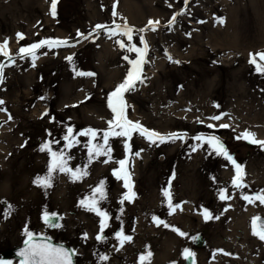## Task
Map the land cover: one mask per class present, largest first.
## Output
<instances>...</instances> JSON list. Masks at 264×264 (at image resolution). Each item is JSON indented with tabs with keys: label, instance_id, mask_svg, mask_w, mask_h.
Here are the masks:
<instances>
[{
	"label": "rangeland",
	"instance_id": "374dc122",
	"mask_svg": "<svg viewBox=\"0 0 264 264\" xmlns=\"http://www.w3.org/2000/svg\"><path fill=\"white\" fill-rule=\"evenodd\" d=\"M114 4L116 17L112 15ZM50 5L51 0H0V44L7 41L15 59L13 63L0 56V63L8 65L4 68V82L0 84V100L4 101L0 105V137L4 134L8 138L7 142L0 140L6 156L0 160V250L21 245L27 238L24 234L27 228L34 236L48 237L71 247L75 264H140L139 257L147 255L153 247H162L161 238L172 231L166 227L156 229L154 238H149V231L156 223L153 217L164 222L163 213L170 208L163 195L165 189L170 191L175 208L174 211L170 208L172 214L168 217L176 216L182 151L186 152L183 156L189 163L201 158L202 169H212L220 183L223 182L218 176L220 170L235 169L194 137H219L243 168L264 160V148L237 138L251 132L257 140H264V75L249 63L250 53L264 52V0H188L187 4L185 0H58L55 18L50 14ZM182 10L184 14L177 16L169 28L171 17ZM150 20L160 22L156 31L148 30ZM125 22L133 29L131 42L121 35L109 37L103 29L98 36L95 34L97 25L114 29L116 24L123 26ZM78 31L93 34L84 40L77 36ZM18 33L24 38L18 40ZM141 36L149 50L142 66L143 82L138 81L135 90L124 94L127 117L164 136L177 133L183 138L151 144L138 132L132 134L131 140L111 135L108 138L111 153L90 157L89 147L103 145V134L109 131L108 122L114 118L108 96L125 80L132 67L129 61L137 58L135 52L121 48L117 41L143 48ZM48 38L71 43L41 47L36 52L35 67L31 57L18 55L21 47ZM81 41L85 43L79 47ZM69 56L71 63L66 59ZM168 56L179 63L170 61ZM74 68L95 75L79 76ZM215 116L221 119H210ZM209 124L214 127L209 128ZM222 124L229 127L221 128ZM88 129L96 131L95 140L80 134ZM69 141H74L71 147ZM46 142H50L52 151L65 154L69 168L81 169L87 175L74 180L71 174L58 172L50 188L37 191L25 204L42 209L24 213L19 209L17 213L22 217L18 228H13L15 216H19L12 206L22 199L15 192L17 183L30 176L26 170L34 168L36 174H41L47 169L50 154L40 151ZM125 144L131 145V153L126 151ZM35 151L37 155L31 157L30 152ZM125 159L129 161L127 170L132 175L135 198L121 204L128 189L113 172L120 168L117 161ZM22 162L26 166L22 167ZM19 167L23 168L22 176L18 175ZM232 175L233 171L229 177ZM59 178L64 183L62 196L56 192ZM101 182L105 197L110 196L107 202L99 196L96 198L98 207L109 216L102 233L101 217L81 206V201L90 198ZM3 184L8 189L2 190ZM244 185L243 193L250 196L249 188L254 190V187L248 181ZM150 191L155 193L153 207L145 213L137 211L136 202L140 199L147 203L150 194L146 193ZM261 206L262 212L249 220L251 234L253 218L264 216V204ZM45 212L62 217L61 227L50 230L42 219ZM81 216L90 218L91 225H81ZM143 216L145 221L138 226ZM121 231L131 237L123 247L117 239ZM99 234L103 236L101 241L96 239ZM197 235L205 242L203 248L194 246ZM254 237L259 247L264 248V241ZM213 241L203 228L197 227L188 235L185 246L176 243L173 247L170 256L174 257L173 261H160L152 253L150 264H183L184 249L193 253L194 264H199L200 256L212 251ZM136 247L138 259L132 253ZM177 247H185L178 258ZM105 255L110 257L102 261L100 257ZM3 264L19 262L12 259Z\"/></svg>",
	"mask_w": 264,
	"mask_h": 264
},
{
	"label": "snow or ice",
	"instance_id": "6c2138e0",
	"mask_svg": "<svg viewBox=\"0 0 264 264\" xmlns=\"http://www.w3.org/2000/svg\"><path fill=\"white\" fill-rule=\"evenodd\" d=\"M58 0H51L50 5V14L53 18L56 17V7H57ZM188 3V0H185V4ZM171 7V5H169ZM183 10L180 12L175 13L169 23L168 27L171 28V26L176 22L177 16L183 15ZM113 17H116L118 13L116 12V4L113 5V11H112ZM220 23H223L221 20ZM160 24L158 20L153 21L150 20L148 22V30L156 31L157 26ZM103 29L108 32L109 37L113 35H121L127 37V40L129 42L133 39V29L125 24L123 26L116 24L114 29H110L109 26L106 25H97L95 29V34L98 36L99 31ZM141 32L145 31V29L139 30ZM93 33H89L88 35H85L83 33L77 32V36L81 39L87 40L90 38V36ZM18 40L23 39V34L18 33L17 34ZM117 43L120 45L121 48L127 47L129 51H133L137 54V58L135 60H130L129 63L132 65L131 70L127 73V76L125 80L117 86V88L109 94L108 96V106L111 109L112 113L114 114L113 120L109 121V131L104 132L103 134V145L100 144H93L91 147H89V156H99L101 154H110L112 149L110 145L108 144V138L111 135L115 136H123L127 137L128 140H131L132 134L134 132H138L141 136L145 137L151 144L164 143L168 140L175 141L176 139H182L183 137L180 134L177 133H170L167 136H164L158 132H155L153 130H149L145 127H143L139 122H133L128 119L127 117V108L128 105L124 99V94L129 91L135 90L136 83L143 82L142 80V66L144 63H146L145 57L148 53V43L144 39L143 36L140 37V43L143 45V48H138L135 44H129L126 45L123 41H117ZM69 41L68 40H59V39H45L43 41L34 43L32 45H29L27 47H21L19 49L18 55L23 57H31L33 60V67H35V60L37 59L36 52L41 47L47 46L49 48L53 47H60V46H68ZM167 55V53H165ZM0 56L6 57L8 61L15 62V59L11 52L8 49V43L5 41L4 43L0 44ZM249 63L254 65L255 70L261 74L264 75V52H258V53H250L249 54ZM70 63L72 62V57L66 58ZM168 59L174 63H179V61L172 60L171 56H168ZM260 61V62H258ZM7 64L0 63V84L4 82L5 75H4V68L7 67ZM76 73V75L79 76H93L94 73H84L77 71L75 68L73 69ZM4 101L0 100V105H3ZM2 110V109H0ZM47 113H45L46 115ZM11 119V117H9ZM210 119L219 120L221 119L220 116L210 117ZM209 128H213L214 125L209 124ZM221 128H228L229 125L222 124L220 125ZM115 129H119V131H115ZM69 135L72 133V129H68ZM81 135L90 136L92 140L96 139L97 133L95 130L88 129L85 132L80 133ZM238 139H245L251 144H257L261 148H264V140H257L255 138V134L251 132H245L241 134L240 137H237ZM66 140L69 139L68 136L65 137ZM194 139L201 141L203 143H206L212 151H214L217 155L223 156L227 161H229L235 168V177L233 179V187L235 188H243L246 187L243 183V177H244V170L242 165L236 162V160L233 158L232 154L229 152L227 147L224 145V143L221 141V139L215 135H209L207 137L203 135H197L194 137ZM74 141H69V147H71L72 143ZM126 151L131 153V145L125 144ZM195 150V149H194ZM40 151H47L50 154V163L48 166V173L47 175L43 177H37L34 180V183L37 184V186L47 188L51 187V182L53 179L52 174L55 172H62L66 174H71V177L75 179H79L84 175H87L86 171H82L81 169H71L67 166V159L65 157V154L63 152H54L51 149L50 142H46L42 144ZM135 155H139V153H135ZM110 158V156H109ZM117 163L120 165V168L118 170H114L113 175H115L118 179H123L124 181V187L128 189L127 194H125L121 199V204L127 200L131 202L135 198V193L132 191V184H131V176L130 173L127 170V165L129 161L127 159L117 161ZM170 188V184H169ZM97 195L99 196L100 200L105 199V191H104V185L103 182L99 184L98 187H96L92 193V196L90 198H86L85 200L81 201V206L85 207L86 210L95 212L97 216L101 217L100 220V229L101 233L103 230L108 226L107 222L109 219L108 214L103 211L100 207H98L99 201L96 199ZM163 195L168 200L169 207L172 208L174 211L175 208H173L171 203V193L168 189L163 190ZM229 196L226 194L225 190H221L220 192V199L226 200ZM242 198L249 203H254L256 201H259L261 204H264V190H261V192H258L252 196L249 195H242ZM179 207V205L175 206ZM9 209L11 210V206H9ZM169 214H172L171 212ZM203 216L204 219L207 221L209 219H212V214L209 210L205 209L203 210ZM218 219V217H216ZM43 222L53 228H59L61 225L57 222L59 219H62L58 214L56 213H48L45 212L43 214ZM154 221L157 223V226H159L163 221H159L156 217H153ZM260 217H255L252 220V234L254 236H257L260 240L264 241V223H258L260 221ZM164 227H169L168 224L164 223ZM173 231H177L179 235L184 236L185 233L180 232L178 229L173 228ZM24 234L27 236V239L25 240V244L27 247L20 251L18 255H20L23 260L22 264H73L72 257L75 255V252L73 250H67L63 247H55L51 245L50 243H31L34 240V234L29 231L27 228H25ZM85 239H87V235L85 234ZM97 241H101L103 239L102 235H97L96 237ZM117 239L120 241V246L123 247L124 242H130L131 237L126 236L123 234V231L117 233ZM119 250V249H117ZM151 252H148L147 255H142L139 257L140 264H150L151 259ZM183 255L185 259H188L192 257L194 254L191 253L188 249H184ZM102 261H106L108 259V256H102L100 257ZM0 264H3V261H0Z\"/></svg>",
	"mask_w": 264,
	"mask_h": 264
},
{
	"label": "bare ground",
	"instance_id": "6f19581e",
	"mask_svg": "<svg viewBox=\"0 0 264 264\" xmlns=\"http://www.w3.org/2000/svg\"><path fill=\"white\" fill-rule=\"evenodd\" d=\"M70 43L71 42H69V44ZM84 43L81 41L78 43V46L81 47ZM5 136L6 135L3 134L0 137V140L7 142L8 138L6 139ZM8 144H11V142L9 141ZM37 151L30 152V156L37 155ZM182 153L185 155L186 152L182 151ZM183 155L180 159V171L178 176V181L179 178H181L179 182L181 185L177 199L179 207L177 208L176 216L169 218L168 215L172 211L170 208L165 209V212L163 213L164 222L161 223L162 225L160 224V227L157 226V223H154L149 231V238H154L153 235L156 231H160L161 228L164 229V223L169 225V227L166 228L178 229L180 232L185 233V235L181 236L177 231L173 230L171 233L167 232V237L161 238L160 240L162 247H153L151 253H154V257H157L160 261H173L174 257H170L174 250L173 247L176 246V243L185 246L190 232L198 227L203 228L208 236L214 238L212 251H208L206 256H200L199 264H208V262H212V264H264V248L259 247L258 239L251 234L249 229V220L251 216L258 212H262L263 210L261 203L259 201L249 203L242 198V195H245L243 193L244 187L239 189L233 187L232 182L236 174L235 169H228L226 172L220 170L218 172L219 179L223 178V182L220 183L216 179L215 172L212 171V169H202L201 158L191 160L189 163L188 158ZM4 157L6 156L3 153V146L0 145V160ZM32 161L33 159H31L30 163ZM49 163L50 161L47 163L48 166ZM24 165L26 166V163L22 162L21 166L23 167ZM17 169L18 172H20L18 175L21 174L20 176H22L23 168L21 169L19 167ZM243 170V183L248 181L249 184L254 187V190L249 188L250 196L264 190V160H256L249 166L243 168ZM26 171L30 176L26 179L22 178L19 180L15 189V192L19 194L22 199L19 200L15 206H12L17 216H19H15L16 224H13V228H18L19 220L22 217L17 213V211L19 212V209L23 213L27 210H35V212H38L42 209V207L33 208L31 205L27 206L25 204L28 199L32 200L34 198L33 196L37 191L40 192L45 189L37 186V184L34 183V180L37 177L47 175L48 167L41 174H36L34 168ZM232 171L233 175L229 177V174ZM57 174L58 172H55L52 176H57ZM130 176L132 175L130 174ZM12 187L13 186L11 185V188ZM63 187L64 183L59 178L56 185L57 194L60 193L61 196L63 195ZM6 189H8L7 186L3 184L2 190ZM221 190H225L226 194L229 196L228 199H220ZM148 194H150V197L147 203L140 199L137 202L136 200L134 201V203L136 202V205H138V207L134 206L137 211L145 213L151 208L155 193L150 191V193H146V195ZM109 197L110 196H106V202L109 200ZM86 198L88 197H85V199ZM96 198H98V195ZM205 209L211 212L212 219L207 221L204 219L202 213ZM81 217L82 220L80 221H83L81 225L84 227L91 225L92 222H90V218L87 216ZM216 217H218V219ZM143 221H145L144 216L141 220H138V226L143 225ZM22 225H24V223H22L21 226ZM157 236L159 235L157 234ZM183 248L185 247H177V258ZM114 252L118 254L116 248L114 249ZM156 252L157 254L155 255ZM132 253L134 259H138L137 247L133 249ZM106 254L110 255L108 251Z\"/></svg>",
	"mask_w": 264,
	"mask_h": 264
},
{
	"label": "water",
	"instance_id": "95a60500",
	"mask_svg": "<svg viewBox=\"0 0 264 264\" xmlns=\"http://www.w3.org/2000/svg\"><path fill=\"white\" fill-rule=\"evenodd\" d=\"M260 218L261 219L258 223H264V217H260ZM57 222L59 223V220ZM48 228L51 230L55 229V228L50 227V226H48ZM31 243H50L51 245H53L55 247H63L64 249L71 250L68 246L60 244V243H56L47 237L34 236V240ZM195 246L199 247V248L204 246V240L201 236H197L195 238ZM26 247H27V245L24 242L22 245H20L18 247L6 249V250H1L0 251V261L17 259V260H19L20 264H22L23 258L20 255H18V253L20 251H22L23 249H25ZM72 260H73V264H75L74 257H72ZM184 264H194V257L192 256L188 259H185Z\"/></svg>",
	"mask_w": 264,
	"mask_h": 264
},
{
	"label": "flooded vegetation",
	"instance_id": "af4514ba",
	"mask_svg": "<svg viewBox=\"0 0 264 264\" xmlns=\"http://www.w3.org/2000/svg\"><path fill=\"white\" fill-rule=\"evenodd\" d=\"M104 234H105V233H104ZM104 234H103V235H104ZM99 235H101V234H99Z\"/></svg>",
	"mask_w": 264,
	"mask_h": 264
}]
</instances>
